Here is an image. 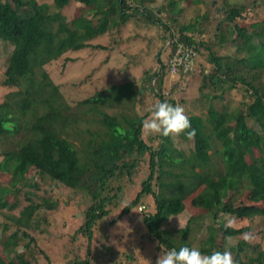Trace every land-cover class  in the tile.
I'll return each mask as SVG.
<instances>
[{"label":"trees","instance_id":"16d2710c","mask_svg":"<svg viewBox=\"0 0 264 264\" xmlns=\"http://www.w3.org/2000/svg\"><path fill=\"white\" fill-rule=\"evenodd\" d=\"M75 1L87 8L93 18L80 15L68 22L62 10L70 0H52L51 5L39 4L36 0H0V54L4 56L1 86L5 90L15 89L0 101V176L9 175L8 183L0 184V212L3 214L0 264H36L33 248L37 246V237L50 236L49 230L41 227L43 218L38 215L54 205L27 192L29 188L38 189L36 183H29V178L31 181L38 175L89 199L84 222L77 229L87 243L86 252L69 264H98L92 263L94 248H91L97 223L119 206L121 214L125 215L136 207L149 210L147 203L155 206L144 214L142 224L146 237L153 238L164 250L189 246L210 255L218 228L224 226L220 228L222 239L236 237L239 251L256 253L257 260L247 263H242L238 254L236 264H264L261 244L247 238L253 226L234 228L221 221L222 216H228L250 220L253 225L256 217L264 218L261 205L264 202V31L258 28L249 31L235 24L245 51L238 50L241 55L222 52L217 55L211 45L195 43L191 38L182 37L183 32L178 30L179 39L189 46L194 45L197 55L198 48L209 51L206 67L210 66L208 72L212 73L209 79L217 97L213 100L223 102L226 91L240 89L246 111L243 114L238 108L229 112L224 109L225 105L221 110L210 105L205 117L187 115L196 130L193 140L183 133L174 136L180 139L182 148H179L171 136L155 134L158 143L153 147L145 142L141 127L152 107L142 98L141 89L134 81L114 85L71 105L44 70L69 51L106 50L89 43L94 17H97L94 26L97 35L115 27L119 29L133 19L127 0ZM136 1L150 6L157 2ZM173 5L179 13L178 0H168L167 7ZM133 11L136 16L144 14L150 31L162 26L160 19H150L149 14L154 10L146 12L136 7ZM245 11L244 6H228L222 14L225 20L235 23L243 19ZM175 14L173 11L169 16L173 23L177 21ZM204 26L199 34L204 33ZM218 29H222L220 25ZM223 41L220 37L221 46H224ZM174 45L176 43L170 46ZM163 67L161 63L157 70L146 71L148 79L143 78L141 82H147L148 86L143 89L151 91L155 103L168 101L175 105L173 98L164 95ZM153 77L158 80L150 85ZM218 92L222 93L218 95ZM183 105L186 104L183 102ZM216 161L221 162V170ZM139 163L145 167L143 179L137 178ZM136 179H141L138 185ZM136 185L138 189L123 206L125 195ZM22 191L27 204L17 214L12 211L15 205L7 208V200ZM245 192L249 194L250 205L238 201ZM225 193H234V196L232 209L222 213L225 202L221 194ZM193 194L196 195L192 204L198 208L206 205L207 196L213 197V206L206 211L211 224H201L198 218L190 216L184 226L166 228L170 222L180 219L185 211V199ZM5 208L12 213L6 214ZM206 232L210 235L204 239ZM194 238L198 239L196 246L192 242Z\"/></svg>","mask_w":264,"mask_h":264},{"label":"rangeland","instance_id":"374dc122","mask_svg":"<svg viewBox=\"0 0 264 264\" xmlns=\"http://www.w3.org/2000/svg\"><path fill=\"white\" fill-rule=\"evenodd\" d=\"M36 1L39 4L46 3L51 5L52 3V0ZM176 1L174 0V2ZM127 2L131 8L130 12H133V19L120 26L119 29L115 27L106 33L97 35L95 34L97 29L94 27L97 23V17L92 19L94 25L93 36L89 43L91 45L103 46L106 50L86 48L75 52L69 51L56 62L44 67L51 80L59 87L64 99L71 105L114 85L134 81L136 87H140L142 90V98L145 101L148 100L149 105L152 107L155 103V98L148 89L144 91L143 88L147 87L148 83H142L141 80L143 78L148 79L146 71L153 72L161 66L162 62H158L157 56L163 59L165 52H159V50L170 47L171 39L169 37L180 36L178 30L183 32L182 37L191 38L195 43L202 42L211 45L212 50L217 55H219V52L229 55L232 53L241 55L240 52L245 51L246 46L235 31V24L249 31L256 30V28L264 31V0H178L181 6L179 13L176 12V6L167 7L168 0H157L151 6L143 1L138 3L136 0H127ZM228 6H244L246 11L243 19H237L234 21L235 23L225 20L222 13ZM136 7L146 12H148V9L154 10V12L149 14L150 19H160L162 26L154 28V31H150V25L144 20V14L134 15L133 10ZM157 8L161 10L158 11ZM156 11L161 12V15ZM173 11L177 13L175 14L177 17L176 23H173L169 18ZM62 13L68 22H71V20L80 15L93 18L92 13L88 12L87 8L75 0H70L69 5L62 10ZM204 24V33H201L203 34L201 35L199 34V30L203 29L202 26ZM218 25L222 29H218ZM220 37L224 39V46L220 45ZM198 49L199 53L197 55L196 52L195 65L192 67L193 73L185 72V74L180 73V75L170 76L166 69L168 59H163L162 64L165 65L163 67L165 71L163 76L164 95L173 98L177 104L182 105L184 102L186 104L183 105L186 107V115L195 114L196 116L205 117V110L210 105L218 110H221L222 106L225 105L224 109L229 112L240 108L241 112L245 114L246 107L241 103L243 92L240 89H233L230 92L226 91L223 102H218V100L215 102L213 100L217 97L209 79L212 73L208 72L210 66L206 67L209 51L205 48ZM238 50L240 52H237ZM145 54L147 59L139 61L140 56ZM3 60L4 56L0 54V101L15 90H5L1 86L4 80ZM157 80V77H153L149 84L151 85V83L153 84ZM221 93L218 92V95ZM84 136L86 137V134ZM142 137L147 144L157 147L158 140H156L155 134L149 135L145 132ZM171 137V140H174V144L179 146L180 139L174 136ZM179 148H182L181 145ZM258 155V152L254 154L256 158ZM247 162L250 165L252 164L249 159H247ZM216 166L221 170L220 161H216ZM137 172V178L143 179L145 167L140 163L137 166ZM141 179H136L137 185ZM8 181V174L0 176V184L6 185ZM29 183L31 185L36 183L38 189L29 188L27 192L35 197L40 196L39 198H44L48 203L54 205L50 210L46 207L39 212L38 216L41 219L43 218L41 227L48 229L50 236L37 237V246L33 248V253H35L33 261L36 264H69L70 260L80 257L86 252L87 243L83 241L77 229L84 222V214L90 204L89 199L83 194L74 193L60 185L55 186L48 179H42L39 175L34 176L31 181L29 178ZM137 185L135 188H130V191L125 195L123 206L128 203L131 198L130 196L138 189ZM205 188L207 189L209 186H205ZM195 195L193 194L185 199L183 203L185 211L178 217L180 219L176 220V222H170L165 226L166 228L173 230L179 228L180 225L182 227L187 223L190 216L198 218L197 220L201 224H211V217L207 216L206 211L209 210L208 208H212L213 197L207 196L206 205L203 208H198L192 204ZM233 196L234 193L221 194L222 200L225 202L222 213L229 212L232 209L231 202ZM238 201L242 205H250L248 192L243 193V196H239ZM25 204H27V200L24 199L23 191L15 193L14 197H9L7 200V208L15 205L16 207L12 211L17 214ZM261 205L264 206V202ZM153 206H155L153 203H147V207L150 208L149 210L136 207L125 215L121 214L122 207L119 206V209L114 211L109 217L98 222L94 230V246L93 244L91 245V248H94L93 253L97 256L94 257V254L92 255V263L100 264L104 261V264H149L150 261L151 264H156V260L164 248L159 246L153 238L146 237L147 231L142 224L144 214H148L152 209L154 210ZM5 211L6 214L12 213L6 208ZM2 215L0 212V224L3 222ZM221 221L222 223L225 221V224L234 228L253 226L250 228V235L247 238L259 242L261 250H264V218L260 216L256 217L253 225L250 220H237L228 216H222ZM223 227L219 226L218 228V236L215 244H213L214 251L222 250L223 252L228 250L232 253L234 260L240 254L239 260L242 263L255 262L257 260L255 252L252 250L239 251L237 249L238 240L236 237L226 238V240L220 237V228L222 229ZM33 235L36 236L35 233ZM209 235L210 232H206L204 239ZM197 240L194 238L192 241L194 246L197 245ZM24 242L27 241L25 240ZM252 244L254 245V243ZM44 245L48 246L44 247ZM60 248L61 250H58ZM137 255L144 259L136 258Z\"/></svg>","mask_w":264,"mask_h":264},{"label":"clouds","instance_id":"9594fccd","mask_svg":"<svg viewBox=\"0 0 264 264\" xmlns=\"http://www.w3.org/2000/svg\"><path fill=\"white\" fill-rule=\"evenodd\" d=\"M170 43H176L174 46L177 50L180 47L191 50L194 56L192 58L191 67H185L184 65L177 66L176 70L178 71L173 72L172 59L177 51L176 50L167 60L166 67L169 65V69H167L168 74L173 76L176 74L180 75V73L185 74V72L193 73L192 67L195 65L196 57L194 47H190L188 44L184 45L179 37L175 40H171ZM149 111L150 115L142 120V131L148 133L149 135L158 134L163 137L179 136L183 133L189 140H193L195 138L196 130L192 128L190 119L185 114V109L182 105H173L168 101H158ZM149 264H151L150 261ZM156 264H235V260L232 253L228 250L223 252L213 251L210 255H205L202 254L196 247L183 246L178 250L176 248H172L168 251L162 252L158 256Z\"/></svg>","mask_w":264,"mask_h":264},{"label":"built area","instance_id":"2783aa9c","mask_svg":"<svg viewBox=\"0 0 264 264\" xmlns=\"http://www.w3.org/2000/svg\"><path fill=\"white\" fill-rule=\"evenodd\" d=\"M194 54L191 50L188 49H184L182 47H180L173 59H172V70L173 72L176 71L177 66H181L184 65L185 67H191L192 65V58H193Z\"/></svg>","mask_w":264,"mask_h":264},{"label":"crops","instance_id":"0c3cea01","mask_svg":"<svg viewBox=\"0 0 264 264\" xmlns=\"http://www.w3.org/2000/svg\"><path fill=\"white\" fill-rule=\"evenodd\" d=\"M174 23H176V22H174ZM169 38H170L171 40H175V39H177V37H174V36H170ZM181 42H183L184 45L187 44L184 40H181ZM170 45H171V43H170ZM188 46H189V45H188ZM190 47H194V45H192V46H190ZM176 50H177V49H176L175 46H170V47H165V48L159 50V52H165V57H164V58L169 59V57H171L172 54H174V52H175ZM161 56H162V54H161ZM164 58H163V59H164ZM145 59H147L146 54H145V55H141L139 61H142V60H145ZM163 59L160 58L159 56H157V60H160L161 62H163ZM140 92L142 93V90H140ZM136 258H143V257H140L139 255H137ZM128 259H129V258H128ZM143 259H144V258H143ZM141 262H142V261H141ZM137 263H138V260H137Z\"/></svg>","mask_w":264,"mask_h":264}]
</instances>
